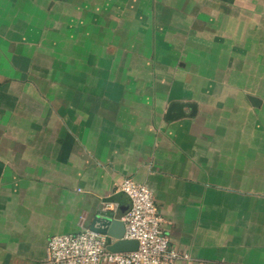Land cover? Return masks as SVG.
<instances>
[{"label": "crops", "instance_id": "crops-1", "mask_svg": "<svg viewBox=\"0 0 264 264\" xmlns=\"http://www.w3.org/2000/svg\"><path fill=\"white\" fill-rule=\"evenodd\" d=\"M126 179L175 264H264V0H0V264L125 215Z\"/></svg>", "mask_w": 264, "mask_h": 264}, {"label": "built area", "instance_id": "built-area-1", "mask_svg": "<svg viewBox=\"0 0 264 264\" xmlns=\"http://www.w3.org/2000/svg\"><path fill=\"white\" fill-rule=\"evenodd\" d=\"M121 190L131 200V209L122 217L126 228L122 240L138 241L136 251L113 253L108 250L106 235L86 229L50 237L45 264H175L188 259L171 248L152 191L132 179H126ZM110 209L108 203L103 207L104 211Z\"/></svg>", "mask_w": 264, "mask_h": 264}, {"label": "water", "instance_id": "water-1", "mask_svg": "<svg viewBox=\"0 0 264 264\" xmlns=\"http://www.w3.org/2000/svg\"><path fill=\"white\" fill-rule=\"evenodd\" d=\"M250 100L252 101L253 105H258L260 103L259 99H256L254 97H251ZM174 107L175 106L172 107V110L174 109ZM178 108V110H180L179 106ZM170 115L171 114H169V116ZM129 210L127 211V213L129 212ZM123 216L124 213L118 214L117 216H105L101 220H99V228L95 227L93 229V231L106 235L108 238L114 240V242H112L108 246V250L113 253L133 252L136 251L139 246V243L136 240H122L126 230L125 224L122 221Z\"/></svg>", "mask_w": 264, "mask_h": 264}]
</instances>
